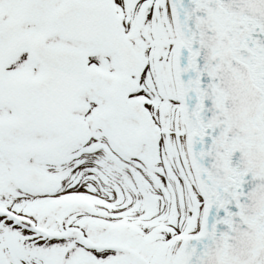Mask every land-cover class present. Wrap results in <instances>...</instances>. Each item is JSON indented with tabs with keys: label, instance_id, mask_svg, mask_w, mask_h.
<instances>
[{
	"label": "snow or ice",
	"instance_id": "obj_1",
	"mask_svg": "<svg viewBox=\"0 0 264 264\" xmlns=\"http://www.w3.org/2000/svg\"><path fill=\"white\" fill-rule=\"evenodd\" d=\"M0 264H264V0H0Z\"/></svg>",
	"mask_w": 264,
	"mask_h": 264
}]
</instances>
